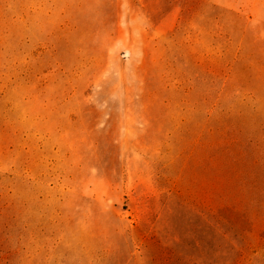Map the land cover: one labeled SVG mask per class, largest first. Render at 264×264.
Segmentation results:
<instances>
[{
	"label": "rangeland",
	"instance_id": "374dc122",
	"mask_svg": "<svg viewBox=\"0 0 264 264\" xmlns=\"http://www.w3.org/2000/svg\"><path fill=\"white\" fill-rule=\"evenodd\" d=\"M0 264H264V0H0Z\"/></svg>",
	"mask_w": 264,
	"mask_h": 264
}]
</instances>
